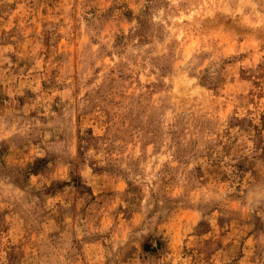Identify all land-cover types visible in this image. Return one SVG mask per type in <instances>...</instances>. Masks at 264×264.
<instances>
[{
  "label": "rangeland",
  "instance_id": "rangeland-1",
  "mask_svg": "<svg viewBox=\"0 0 264 264\" xmlns=\"http://www.w3.org/2000/svg\"><path fill=\"white\" fill-rule=\"evenodd\" d=\"M0 264H264V0H0Z\"/></svg>",
  "mask_w": 264,
  "mask_h": 264
}]
</instances>
